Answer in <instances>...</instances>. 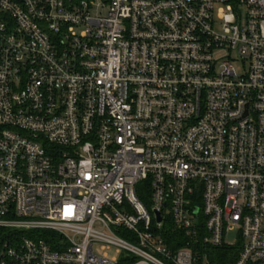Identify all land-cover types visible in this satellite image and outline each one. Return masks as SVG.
<instances>
[{"label": "built area", "instance_id": "obj_1", "mask_svg": "<svg viewBox=\"0 0 264 264\" xmlns=\"http://www.w3.org/2000/svg\"><path fill=\"white\" fill-rule=\"evenodd\" d=\"M219 247L264 264V0H0V264Z\"/></svg>", "mask_w": 264, "mask_h": 264}, {"label": "trees", "instance_id": "obj_2", "mask_svg": "<svg viewBox=\"0 0 264 264\" xmlns=\"http://www.w3.org/2000/svg\"><path fill=\"white\" fill-rule=\"evenodd\" d=\"M139 198L143 200L145 203L146 199L143 197L142 193L139 191ZM147 204V203H146ZM54 235V234H51ZM164 235L167 240L174 238H181V232L173 229V226L168 223L164 228ZM55 237V236H54ZM209 259L213 264H232L235 259L237 249L235 247H222V248H214L211 250Z\"/></svg>", "mask_w": 264, "mask_h": 264}, {"label": "rangeland", "instance_id": "obj_3", "mask_svg": "<svg viewBox=\"0 0 264 264\" xmlns=\"http://www.w3.org/2000/svg\"><path fill=\"white\" fill-rule=\"evenodd\" d=\"M236 235H237L236 231H234V232H230V233L228 234V238H227V240L230 241V240L234 239V238L236 237Z\"/></svg>", "mask_w": 264, "mask_h": 264}, {"label": "water", "instance_id": "obj_4", "mask_svg": "<svg viewBox=\"0 0 264 264\" xmlns=\"http://www.w3.org/2000/svg\"><path fill=\"white\" fill-rule=\"evenodd\" d=\"M157 220H158V221H160V220H161L159 216H157Z\"/></svg>", "mask_w": 264, "mask_h": 264}]
</instances>
